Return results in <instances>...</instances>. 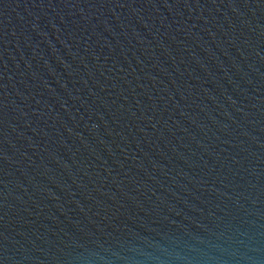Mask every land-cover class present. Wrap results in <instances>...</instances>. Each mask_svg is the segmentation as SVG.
Masks as SVG:
<instances>
[{
    "label": "water",
    "instance_id": "1",
    "mask_svg": "<svg viewBox=\"0 0 264 264\" xmlns=\"http://www.w3.org/2000/svg\"><path fill=\"white\" fill-rule=\"evenodd\" d=\"M0 264H264V0H0Z\"/></svg>",
    "mask_w": 264,
    "mask_h": 264
}]
</instances>
